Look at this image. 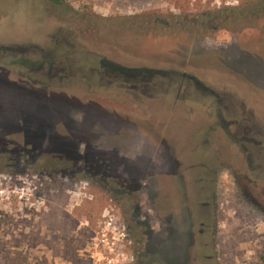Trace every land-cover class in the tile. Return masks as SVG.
<instances>
[{"label": "rangeland", "instance_id": "1", "mask_svg": "<svg viewBox=\"0 0 264 264\" xmlns=\"http://www.w3.org/2000/svg\"><path fill=\"white\" fill-rule=\"evenodd\" d=\"M259 3L0 0V44L30 52L0 54V264H261L264 163L232 135L215 161L203 91L180 87L214 86L264 131ZM101 58L176 80L137 94Z\"/></svg>", "mask_w": 264, "mask_h": 264}, {"label": "flooded vegetation", "instance_id": "2", "mask_svg": "<svg viewBox=\"0 0 264 264\" xmlns=\"http://www.w3.org/2000/svg\"><path fill=\"white\" fill-rule=\"evenodd\" d=\"M20 51L21 54L25 55L28 52V47H22L20 45H17L15 43H1L0 44V54L2 55H10L9 53H12V51ZM19 62H27L23 60H19ZM46 62V60H43L41 64H38L39 68H43V64ZM50 62V68L51 70L53 66ZM99 65L103 69V75L115 80L121 82V87L128 88L131 90H135V93H142L145 94V89H147L148 82H150L152 79L156 77H164V76H170L172 82H174L176 79V73H168L165 71H161L158 69H151L148 67H128L123 66L115 61H109L104 58H101L99 60ZM37 66V67H38ZM52 71V70H51ZM59 71V69H55V72ZM102 74V71L101 73ZM102 75V76H103ZM183 77H186V74H182ZM187 80H183L182 83H180V87L184 85L186 88H189L191 84L194 85L195 89L202 90L201 99L203 100V105H205L207 110V118L205 120V124L209 125V131H208V137L205 140L208 144V147L214 152V159L215 161L217 158H219L218 152H220L221 147L220 143H223L224 145H227L226 141H229L230 135H232L235 139H239L238 141H241L240 144L249 145L250 147L245 149L248 151V158L247 160L250 162H257V165L255 166L256 170H262L263 163H264V131H261V125H259L256 122H251L249 124V117H247L245 114L239 113V105L237 101H232L227 96L221 97L219 95L215 94V87L214 86H205L203 85L196 77L193 76H187ZM111 81V80H109ZM186 82V83H184ZM160 85V84H159ZM120 87V88H121ZM219 87V86H218ZM217 87V88H218ZM221 87V86H220ZM158 90V89H157ZM166 93H170V91H163V95L165 96ZM207 93V94H206ZM210 97L213 95L214 100L210 99ZM133 97H136L138 95H131ZM161 95H158L157 98L160 99L162 97ZM128 98H132L129 96H126ZM160 103V100L158 101ZM165 102V101H164ZM162 102L161 104H165ZM179 102L176 98L175 103ZM117 106V104H128L127 100L118 101L115 100L113 102ZM134 105L133 103H131ZM137 108H141V106L137 105L135 106ZM142 113L146 114L145 111ZM222 130L225 131V137L222 134ZM240 136V137H239ZM239 137V138H238ZM225 142V143H224ZM227 149V148H226ZM220 154V153H219ZM214 171V170H213ZM215 172V176L217 177V171ZM209 194V193H207ZM215 192H212L211 197L207 195L205 197L206 199L215 200ZM201 209H205L206 213L204 214L205 217L200 222V226L206 227L208 231H212V225L214 221L213 212H211L212 209H214V205L211 204L210 201H203L200 202ZM200 233L203 232V229L199 231Z\"/></svg>", "mask_w": 264, "mask_h": 264}, {"label": "trees", "instance_id": "3", "mask_svg": "<svg viewBox=\"0 0 264 264\" xmlns=\"http://www.w3.org/2000/svg\"><path fill=\"white\" fill-rule=\"evenodd\" d=\"M259 10L261 12L264 11V0H260V3L257 4L255 8H252L251 10L246 11L245 12V15L249 12L246 16L251 15L252 16L251 18H255V17H257L261 13V12L259 13ZM258 259L260 260V261L259 260L258 261L261 264H264V252H262L260 254V256H259Z\"/></svg>", "mask_w": 264, "mask_h": 264}, {"label": "crops", "instance_id": "4", "mask_svg": "<svg viewBox=\"0 0 264 264\" xmlns=\"http://www.w3.org/2000/svg\"><path fill=\"white\" fill-rule=\"evenodd\" d=\"M218 145L221 146V147H219L220 150H221V152H218V155H219V157H222L223 155H225L224 152L222 151V149L225 147V145H224L223 143H220V144H218ZM212 152H213V151H212ZM213 153H216V151H214ZM219 153H220V154H219ZM228 153H229V149H228Z\"/></svg>", "mask_w": 264, "mask_h": 264}]
</instances>
